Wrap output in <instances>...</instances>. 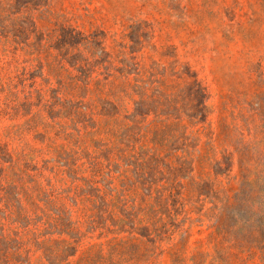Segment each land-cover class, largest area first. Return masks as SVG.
I'll list each match as a JSON object with an SVG mask.
<instances>
[{
    "label": "rangeland",
    "instance_id": "rangeland-1",
    "mask_svg": "<svg viewBox=\"0 0 264 264\" xmlns=\"http://www.w3.org/2000/svg\"><path fill=\"white\" fill-rule=\"evenodd\" d=\"M235 215L264 226V0H0V264H264Z\"/></svg>",
    "mask_w": 264,
    "mask_h": 264
},
{
    "label": "trees",
    "instance_id": "trees-1",
    "mask_svg": "<svg viewBox=\"0 0 264 264\" xmlns=\"http://www.w3.org/2000/svg\"><path fill=\"white\" fill-rule=\"evenodd\" d=\"M260 223V220L251 221L249 219H241L239 215H235L233 223L230 225L229 230H227L226 240H228L230 243L238 242L241 238L247 237L253 234L258 229L264 227L263 225H260ZM217 252H219L218 249ZM220 253H218V256L220 255ZM217 257H215V260L217 259Z\"/></svg>",
    "mask_w": 264,
    "mask_h": 264
}]
</instances>
